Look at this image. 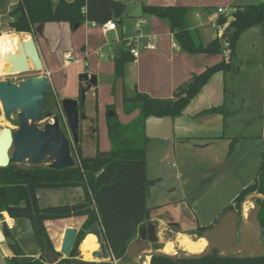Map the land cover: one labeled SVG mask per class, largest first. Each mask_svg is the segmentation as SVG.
I'll return each mask as SVG.
<instances>
[{
    "label": "trees",
    "instance_id": "1",
    "mask_svg": "<svg viewBox=\"0 0 264 264\" xmlns=\"http://www.w3.org/2000/svg\"><path fill=\"white\" fill-rule=\"evenodd\" d=\"M132 0H19L9 11L8 30L17 33L34 32L35 26L45 22H69L79 26L85 21L105 23L108 20H123L128 3ZM142 1V11L154 14L168 21L177 41L182 48L191 53L223 52L226 39L231 49L230 58L194 74L179 87L174 97L157 98L136 90L125 97V111L130 113L140 110L139 117L132 125L123 123L114 108L108 107L107 124L112 148L102 151L97 148L93 157L85 156L82 147V130L79 144L72 146L76 164L72 167L57 169L47 164L33 163L23 167L20 163H10L0 167V213L7 212L13 218H25L31 223L33 233L41 248L38 258L20 260L24 249L15 238L12 230L4 227L7 246L13 256L6 259V264H43L47 252L55 250L53 241L46 227V221L87 216L82 227V235L95 222L103 227L108 248L118 259L125 257L124 248L128 240L138 233L139 229L150 223L148 207L149 188L157 178L148 177V153L146 148V119L151 115L171 116L176 119L183 115L192 100L220 71L239 72L240 67L233 64L240 36L250 28L264 25V2L239 5L233 11L234 18L226 28L223 38L210 40L205 44L200 36V29L193 28L190 20L194 8L187 5L162 6ZM221 22L227 21L221 16ZM133 61L130 50L122 51L116 58V76L123 77L127 64ZM83 84H81V89ZM51 94V90H49ZM56 103V102H55ZM58 103V102H57ZM229 112L225 106H216L201 113ZM58 118L61 115L57 114ZM60 116V117H59ZM134 122V121H133ZM19 125V121H15ZM62 129L67 134V126L62 121ZM263 159L258 179L242 189L240 194L222 212L220 218L209 226H200L188 231L197 237L213 227L222 216L230 210L241 212L244 199L254 193L264 195V135ZM237 140V138H235ZM234 142V141H233ZM231 142V149L234 147ZM81 186L85 190V200L73 204H58L42 207L39 204L37 191L40 188H63ZM259 206V222L262 227L264 242V197L255 200ZM82 235L79 241L82 239ZM159 249V247H157ZM78 252V246L76 251ZM74 252V254H75ZM1 264V262H0ZM151 264H264V253L257 257H245L239 254L226 256L211 250L204 256L192 258H173L156 254Z\"/></svg>",
    "mask_w": 264,
    "mask_h": 264
},
{
    "label": "crops",
    "instance_id": "2",
    "mask_svg": "<svg viewBox=\"0 0 264 264\" xmlns=\"http://www.w3.org/2000/svg\"><path fill=\"white\" fill-rule=\"evenodd\" d=\"M18 1L0 0V53H6L8 50L18 53V46L33 38L44 69L42 72H38L33 62L29 60L31 70L29 73L19 76L18 79L22 80L38 75L48 76L51 95L56 96L55 102H58V104H61V101L65 98H80L81 84L87 87V83L80 80L82 73L96 75L98 79L97 86L88 91L86 99V101L88 99L91 100V106L93 104L95 109L89 108V106L85 108L87 115L95 118V124L98 123V120H103V116H105V112L108 111L110 105L116 106L118 116L125 124L135 121L140 115V110L136 109L126 113L124 108L125 97L136 90L157 98L174 97L176 90L185 85L192 75L199 74L206 68L220 63L226 58L224 52L191 53L186 51L177 41L166 19L154 14L143 13L142 1H130L123 20L117 21L115 30H109L106 33L103 32L100 25H94L92 21L87 20L79 26H72L69 22L39 23L35 26L32 34L8 30L9 11ZM55 1L58 2L59 0ZM143 1L162 6L187 5L193 7L194 12L190 16L192 27L200 29V36L205 44L216 37L218 38L217 30L213 27L214 21H219L221 16H226V13L233 14L236 6L255 3L253 0ZM232 6L233 8H231ZM220 7L225 9V13L218 12ZM198 19H201L202 22L198 23ZM13 34L19 35L15 50L11 37ZM4 38L8 40L6 45ZM150 39L155 43V48L147 47ZM130 45L139 49L138 61L135 62L133 60L128 63L125 75L118 78L116 76L115 58L122 51L130 50ZM67 53H71L74 59H66L65 55ZM222 54H224V57ZM1 65L0 62V74L6 71V67ZM232 72V70H229L214 74L200 93L192 100L183 115L173 120L172 140L190 137L185 133L193 132L197 128H203L204 130L200 131L203 134V138L211 141L223 140L226 137L227 126L230 123L229 116L232 114H225L220 111L215 113L201 112L211 107L226 105L224 102V95L228 90L226 82L227 78L231 77L230 74ZM1 79L13 82L15 78L3 77ZM20 80H16V82ZM215 96L218 97L215 98ZM225 108L231 112L226 106ZM90 126H92L91 122L82 121V143L86 139L95 140L96 136H98L97 148L99 147L102 151H109L112 143L110 144L109 140L103 143L102 137L100 139L98 134V128L89 130ZM107 129L108 126L106 131ZM108 134L106 133L107 139ZM150 139L155 140L156 138H148V140ZM147 174L150 179H154L149 176V160ZM37 195L39 204L42 207L79 203L84 201L86 196L85 190L81 186L40 188L37 191ZM176 201L174 200L173 202L176 205L175 208L178 209ZM164 204H160V206ZM149 210L150 223H154L157 226L158 235L168 230L173 232L174 237L177 238L183 232L197 228V224H193V221L191 226H182L181 223L185 218V211L180 216L176 214L177 210H175L176 216L172 218L169 210L156 214L153 212L154 208L149 207ZM86 220L87 216H72L46 221V227L56 251L59 252L61 250L66 230L68 228L81 230ZM185 221L187 222V220ZM29 222L25 218H14L15 226L12 230L15 238L24 249L25 254L19 258L23 261L30 258H38L42 254ZM2 246L4 245L2 244L1 248ZM3 249L5 255L8 256L7 258L13 256L7 243Z\"/></svg>",
    "mask_w": 264,
    "mask_h": 264
},
{
    "label": "rangeland",
    "instance_id": "3",
    "mask_svg": "<svg viewBox=\"0 0 264 264\" xmlns=\"http://www.w3.org/2000/svg\"><path fill=\"white\" fill-rule=\"evenodd\" d=\"M263 1L253 0L255 3ZM197 22L200 23L202 20L198 19ZM7 43L8 40L5 39V45ZM222 55L224 57V54ZM233 64L239 66L240 70L239 72L233 71L226 82L228 90L224 95V102L232 115L229 116L230 123L223 140L211 141L203 138L200 131L204 129L197 128L193 132H186L185 134L190 136L187 138L146 141L149 176L158 179L150 187L148 206L154 208L155 214L169 210L172 218L176 214L183 215L185 211L186 219L183 217L182 226H191L192 221L193 224H197V227L211 225L217 218H220L227 205L232 203L243 188L258 179L263 159L262 136L264 135V25L250 28L240 36L237 56L233 59ZM220 86L221 84L219 88ZM55 97L50 92L47 93L46 109L42 112L44 119L33 121V123L42 129L47 123L53 122L59 113L61 115L59 117L62 118L61 125L62 121L65 122L67 135H70L62 106L55 103ZM217 97L215 96V98ZM86 102V107L95 109L93 104L91 106V100L88 99ZM114 108L116 110V106ZM107 115L108 111L105 112L103 120H98L96 127L103 143L109 140L111 144L109 134L108 139L106 136V133H109L108 129L106 131ZM14 116L18 120L17 112L14 113ZM133 123L135 121L129 125ZM1 125L5 126L6 124ZM7 125L13 128L9 122ZM98 141V136L95 140L86 139L83 141L85 156L90 157L96 154ZM231 142L234 143L232 149ZM103 143H101L102 146H104ZM109 148H112V144ZM49 162L50 156L47 162L42 164ZM33 163L31 160H26L20 165L30 167ZM174 200H177L178 209L175 208ZM253 202V200L246 202L245 208L253 207ZM160 204L164 205L160 206ZM175 210H177L176 214ZM183 234L189 235L193 239L198 238L197 235H191L187 231ZM159 238L158 251L166 252L163 247L166 241L170 240L176 242L175 253L187 252L179 246L177 242L179 237L175 238L173 232L168 230L161 232ZM6 243L7 241L3 243L2 248L0 247L1 264L6 263L8 257L3 249ZM99 249L100 244L97 251ZM147 262L150 263V259Z\"/></svg>",
    "mask_w": 264,
    "mask_h": 264
},
{
    "label": "water",
    "instance_id": "4",
    "mask_svg": "<svg viewBox=\"0 0 264 264\" xmlns=\"http://www.w3.org/2000/svg\"><path fill=\"white\" fill-rule=\"evenodd\" d=\"M78 26V25H77ZM29 60L34 64L38 72L44 69L36 42L30 38L24 44L18 46V53H0V62L6 71L0 74V79L9 76H22L29 73L31 67ZM80 80L87 83L82 87L79 99L65 98L61 106L70 129L67 135L61 126L60 119L55 116L53 122L47 123L44 128L36 126L33 121H42V112L46 109L45 100L50 90V81L46 75L31 76L14 83L7 79L0 80V117L13 126H0V167H6L12 163H22L31 160L34 163L47 162L50 156V167L63 169L76 164L72 153V146L79 144L82 121L91 122L89 130L96 129L95 118L85 112L88 91L97 86L96 75L82 73ZM18 113L19 125L15 124L14 113ZM173 118L171 116L151 115L146 119V135L148 138L171 139L173 137ZM257 194L252 193L243 203V211L246 201H250ZM261 225L258 218V205L253 202V207L247 213L242 214V219L234 210L227 211L222 218L210 229L203 238L208 241L207 247L199 252H176L168 254L158 251L160 240L157 226L149 223L142 226L138 233L133 235L127 242L125 255L129 261L124 262L116 259L108 248L104 237L103 227L95 222L82 235V241L86 236L94 233L100 244L99 251L95 256L110 257L115 259L116 264H136L147 255L151 258L156 254H162L173 258H192L204 256L211 250L226 256L239 254L245 257H257L264 253V244L261 241ZM81 234V230L68 228L65 232L61 250L47 252L45 257L51 264H62L58 254L64 258L72 254V249ZM84 264H108L88 262Z\"/></svg>",
    "mask_w": 264,
    "mask_h": 264
},
{
    "label": "built area",
    "instance_id": "5",
    "mask_svg": "<svg viewBox=\"0 0 264 264\" xmlns=\"http://www.w3.org/2000/svg\"><path fill=\"white\" fill-rule=\"evenodd\" d=\"M218 12L223 14V13H225V9L223 7H220L218 9ZM226 17H227V21H225V22H221L220 20L213 22V27H214V29L217 30V36L220 39L223 38V35H224V32H225L226 28L228 27V25L230 24L231 20L233 19V14H231V13L227 14L226 13ZM93 24L94 25H100L102 27L104 33H106L109 30H115L117 28V21H115V20H108L105 23L93 22ZM222 40L224 41V51L223 52L225 53L226 59H229L230 58L231 49L229 47L228 42L225 41L226 39L225 40L222 39ZM174 45H176V44H174ZM147 47H149V48H155L156 47V45H155V43L153 42L152 39L149 40V43H148ZM130 52L133 55V60L135 62H137L139 54H140L139 49H137L136 47H133V46L130 45ZM65 57H66V59H69V60L74 59V57H73V55L71 53H67L65 55ZM9 77L15 78L13 80L14 83H18V82H16V80H20L16 76H9ZM5 226H7L10 230H13V228L15 226L14 218L11 217L9 214H7L5 212H2V213H0V234H1V236H0V247H1V245L3 243L6 242V236L4 234V227ZM112 254H113V252H112ZM113 256H114V254H113ZM4 264H6V263H4Z\"/></svg>",
    "mask_w": 264,
    "mask_h": 264
},
{
    "label": "bare ground",
    "instance_id": "6",
    "mask_svg": "<svg viewBox=\"0 0 264 264\" xmlns=\"http://www.w3.org/2000/svg\"><path fill=\"white\" fill-rule=\"evenodd\" d=\"M12 37V43L14 50L17 47L18 41H19V35L13 34ZM0 124H8V122L4 119V117H0ZM247 209V208H246ZM1 236V234H0ZM179 236V235H178ZM97 236L94 233L89 234L86 236L82 243V253L85 255L86 258H91L93 255V252L96 251L99 247V243L97 240ZM177 242L179 243V246L182 247L184 250L189 252H201L203 251L207 245L208 241L206 238H196L193 239L191 236L182 234L179 236ZM163 249L166 251L165 253L173 254L175 253L176 249V242L175 241H166ZM147 261L150 259V257L147 255L146 257Z\"/></svg>",
    "mask_w": 264,
    "mask_h": 264
},
{
    "label": "flooded vegetation",
    "instance_id": "7",
    "mask_svg": "<svg viewBox=\"0 0 264 264\" xmlns=\"http://www.w3.org/2000/svg\"><path fill=\"white\" fill-rule=\"evenodd\" d=\"M93 130V129H92ZM254 193H256L257 195L254 197V198H252L250 201H248V202H251L252 200L254 201V202H256L255 200H256V198L257 197H260V198H262V197H264V195L263 194H261V193H257V192H254ZM251 195V194H250ZM249 196V195H248ZM247 196V197H248ZM246 197V198H247ZM246 198L244 199V201L242 202V205H241V212L240 213H238V208H236V212L238 213V216H240V220L242 219V214H243V212L245 211V213H247L248 211H249V209H250V207H247V209L245 208V210L243 211V203L245 202V200H246ZM247 202V201H246ZM257 203V202H256ZM258 205V204H257ZM258 218H259V206H258ZM260 223V222H259ZM262 228V227H261ZM82 235V229H81V234H80V236ZM80 236H79V238H80ZM79 238H78V240H77V242H76V245L74 246V248L72 249V254L69 256V257H67V258H64V256L62 255V254H58V256H59V260L62 262V264H84V263H88V262H94V263H108V264H116V260L115 259H113V258H110V257H105V256H101V257H97V256H95L94 255V253L97 251H94L93 252V258L92 259H90V258H86L85 256H82L83 254L81 253V252H79V249H82V239H81V241L80 242H78L79 241ZM261 241L263 242V236H262V230H261ZM263 244H264V242H263ZM78 246V252H75L76 251V247ZM56 250V249H55ZM99 251V250H98ZM57 253H58V251H56ZM74 252H75V254H74ZM146 257H144L141 261H137V263L136 264H151V260H150V263L149 262H147L146 261V259H145ZM117 260H118V258H116ZM120 260H122V261H124V262H127V261H129V259L126 257V255H125V257L124 258H121ZM43 264H51L50 262H49V260L45 257L43 260Z\"/></svg>",
    "mask_w": 264,
    "mask_h": 264
}]
</instances>
